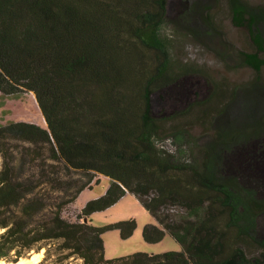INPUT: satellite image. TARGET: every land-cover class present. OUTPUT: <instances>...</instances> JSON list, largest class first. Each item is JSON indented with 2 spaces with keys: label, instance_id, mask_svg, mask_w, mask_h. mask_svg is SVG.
I'll list each match as a JSON object with an SVG mask.
<instances>
[{
  "label": "trees",
  "instance_id": "16d2710c",
  "mask_svg": "<svg viewBox=\"0 0 264 264\" xmlns=\"http://www.w3.org/2000/svg\"><path fill=\"white\" fill-rule=\"evenodd\" d=\"M228 1L255 46L243 62L258 70L264 33ZM165 12L166 0H0V93L31 92L44 120L0 124V260L43 250L34 264H263L250 248H264V137L212 119L200 145L187 110L153 112V94L173 101L190 88L161 30ZM98 175L109 178L103 193L68 215ZM127 192L154 218L143 240L168 233L180 250L105 257L102 233L127 238L135 221L89 216Z\"/></svg>",
  "mask_w": 264,
  "mask_h": 264
},
{
  "label": "rangeland",
  "instance_id": "374dc122",
  "mask_svg": "<svg viewBox=\"0 0 264 264\" xmlns=\"http://www.w3.org/2000/svg\"><path fill=\"white\" fill-rule=\"evenodd\" d=\"M240 1L251 9L257 29L264 33V0ZM161 30L169 38L171 57L178 61V65L183 64L190 71V88L184 87L180 97L173 101H158L157 95L153 94L154 114L169 117L187 110L186 123L189 122V125L186 129L200 140V145H204L208 134H211L212 119L220 128L237 131L248 127L249 130L239 132L245 140L263 138L264 64L255 70L243 62L240 52H253L255 46L247 29L240 26L232 16L229 1L166 0ZM259 56L264 58V53L260 52ZM218 89H221L219 102L223 105L226 103L219 114L217 112L222 104L215 108L209 107L210 97L214 100V91ZM200 103H205L209 109L199 110ZM17 120L40 125L44 123L33 94L0 93V124ZM98 178L97 183L78 194L67 210L68 215L74 217L85 201L102 194L109 178L104 175H98ZM130 218L134 219L136 226L129 237L121 238L118 229H107L102 233L105 257H118L138 251L160 253L181 249L180 244L168 233L158 242L143 240L142 227L154 222V218L132 194L123 195L111 206L94 211L89 216L97 226ZM250 249L254 250L253 255L264 254V248ZM42 254L43 250L32 252L17 263L3 261L5 264H34ZM31 255L34 256L32 261H25Z\"/></svg>",
  "mask_w": 264,
  "mask_h": 264
},
{
  "label": "bare ground",
  "instance_id": "6f19581e",
  "mask_svg": "<svg viewBox=\"0 0 264 264\" xmlns=\"http://www.w3.org/2000/svg\"><path fill=\"white\" fill-rule=\"evenodd\" d=\"M33 255H31V256H29V258H27L25 261H28V262H31L32 261V259H33ZM22 261V258H20L17 262H19V261ZM17 262H15V263H17ZM0 264H5V262L3 261V260H0Z\"/></svg>",
  "mask_w": 264,
  "mask_h": 264
},
{
  "label": "crops",
  "instance_id": "0c3cea01",
  "mask_svg": "<svg viewBox=\"0 0 264 264\" xmlns=\"http://www.w3.org/2000/svg\"><path fill=\"white\" fill-rule=\"evenodd\" d=\"M42 120H43V117H42ZM43 121H44V120H43ZM108 182H109V181H108ZM107 185H108V183H107ZM107 185H106V187H107ZM106 187H105V188H106ZM104 190H105V189H104ZM102 193H103V191H102ZM126 194H131V193H128V192H127ZM132 195H133V194H132Z\"/></svg>",
  "mask_w": 264,
  "mask_h": 264
}]
</instances>
